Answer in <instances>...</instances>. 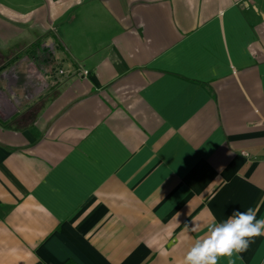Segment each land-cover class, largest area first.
<instances>
[{"label": "crops", "instance_id": "crops-1", "mask_svg": "<svg viewBox=\"0 0 264 264\" xmlns=\"http://www.w3.org/2000/svg\"><path fill=\"white\" fill-rule=\"evenodd\" d=\"M249 208L264 0H0V264H182Z\"/></svg>", "mask_w": 264, "mask_h": 264}, {"label": "clouds", "instance_id": "clouds-1", "mask_svg": "<svg viewBox=\"0 0 264 264\" xmlns=\"http://www.w3.org/2000/svg\"><path fill=\"white\" fill-rule=\"evenodd\" d=\"M260 236H264V218L257 219L252 208L236 210L226 221L210 224L207 233L188 250L182 264H218L221 257L246 252L254 238Z\"/></svg>", "mask_w": 264, "mask_h": 264}, {"label": "trees", "instance_id": "trees-1", "mask_svg": "<svg viewBox=\"0 0 264 264\" xmlns=\"http://www.w3.org/2000/svg\"><path fill=\"white\" fill-rule=\"evenodd\" d=\"M36 46H38L37 44H33L32 46H31V48H30V51H31V58H33L34 60H36V57H35V54H34V52H36ZM29 52V51H28ZM67 264H74V263H72V262H69V263H67Z\"/></svg>", "mask_w": 264, "mask_h": 264}, {"label": "built area", "instance_id": "built-area-1", "mask_svg": "<svg viewBox=\"0 0 264 264\" xmlns=\"http://www.w3.org/2000/svg\"><path fill=\"white\" fill-rule=\"evenodd\" d=\"M81 73L84 74V71L81 70ZM59 74L68 76V75L71 74V72L70 71H65L64 72L63 70H59Z\"/></svg>", "mask_w": 264, "mask_h": 264}, {"label": "flooded vegetation", "instance_id": "flooded-vegetation-1", "mask_svg": "<svg viewBox=\"0 0 264 264\" xmlns=\"http://www.w3.org/2000/svg\"><path fill=\"white\" fill-rule=\"evenodd\" d=\"M19 56V55H18ZM15 58V57H14ZM13 56H11V58H8L7 62L12 61V59H14Z\"/></svg>", "mask_w": 264, "mask_h": 264}, {"label": "rangeland", "instance_id": "rangeland-1", "mask_svg": "<svg viewBox=\"0 0 264 264\" xmlns=\"http://www.w3.org/2000/svg\"><path fill=\"white\" fill-rule=\"evenodd\" d=\"M4 53H6L5 51H4ZM11 92V91H10Z\"/></svg>", "mask_w": 264, "mask_h": 264}]
</instances>
